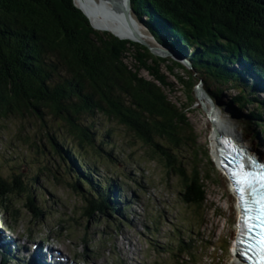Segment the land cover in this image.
<instances>
[{"label": "trees", "instance_id": "16d2710c", "mask_svg": "<svg viewBox=\"0 0 264 264\" xmlns=\"http://www.w3.org/2000/svg\"><path fill=\"white\" fill-rule=\"evenodd\" d=\"M130 15L156 44L186 57L199 81L238 89L230 103L237 106L238 120L246 132L264 133V101L253 95L264 91V0H130ZM90 24L74 0H0V121L17 119L23 132L17 137L35 149L39 146L30 142L28 129L37 128L34 136L72 180L70 190L82 197L85 221L122 216L126 208L115 201L119 181H93L98 167L89 156L117 161L106 149L109 141L98 139L88 121L95 116L124 128L150 158L157 157L180 178L184 204L202 207L205 182L211 178L202 167L209 156H201L188 117L195 104L192 75H174L187 102H172L167 95L172 84L159 69L162 58ZM169 61L170 75L174 66L183 68ZM237 65L242 69L235 70ZM142 70L150 79L140 75ZM206 92L220 102L221 89ZM248 106L253 109L246 115L239 112ZM183 148L192 153L188 173L179 152ZM34 181L0 177V205L8 196H24V208L42 219ZM186 247L182 253L193 261L194 248ZM0 264H6L4 255Z\"/></svg>", "mask_w": 264, "mask_h": 264}, {"label": "rangeland", "instance_id": "374dc122", "mask_svg": "<svg viewBox=\"0 0 264 264\" xmlns=\"http://www.w3.org/2000/svg\"><path fill=\"white\" fill-rule=\"evenodd\" d=\"M117 1L123 9L127 8V0ZM135 25L139 34L144 36L146 45L166 49L156 44L142 26L136 22ZM184 52L185 55L191 54V50ZM171 56L162 58L159 68L172 84V90L167 92L170 101L187 102L185 91L174 75L183 79L192 75L191 82L200 85L205 92L215 87L221 89L222 98L215 105L216 111L234 125V133L241 140V145L264 162V133L256 135L257 129L246 132L236 116L237 106L230 104L239 90L209 80L199 81V73L187 67L182 60L179 64L183 68L174 66L170 75L168 67L172 66L169 61ZM127 62L133 63L131 59ZM234 69L241 70L242 67L237 65ZM140 75L150 79L144 70ZM195 87L192 96L195 104L189 108L188 117L201 156L203 153L209 156L202 167L207 169L211 178L205 182L202 207L184 204L180 178L168 172L157 157L150 158L147 150L134 141L124 128L95 116L88 121L97 129L98 139L109 141L106 149L112 150L117 161L111 163L89 156L98 167V178L92 176L93 181H101L102 185L119 181L122 195L118 196L116 202L118 205L126 204V208L122 216L103 217L95 223L85 221L81 217L82 197L70 190L67 183L72 180L48 152V148L42 147L44 142L34 136L37 128L28 129V137L39 148H30L17 137L23 135V132L19 133V121L11 118L0 121V177L8 182L16 177L23 183L35 179L32 191L37 206L43 210V217L35 219L24 208V196H8L0 205V233L18 242L19 246L22 242H28L26 249L30 251L31 246L39 241L55 244L68 260L90 264H238L234 249L237 204L227 178L215 163L214 127L206 112L211 107L206 99L204 106L197 99ZM253 95L257 100L264 101V91L257 90ZM251 109L253 106H248L239 112L246 115ZM107 130L110 131L108 139L105 138ZM129 142L133 144L129 146ZM179 152L188 173L191 150L183 148ZM80 170L84 171L83 168ZM104 178L109 183L105 184ZM84 189L87 191L85 186ZM186 245L194 248L193 261L187 260L188 254L182 253ZM17 254L22 256L21 252ZM6 255L11 258L8 264H20L16 263L17 257L12 259L11 255Z\"/></svg>", "mask_w": 264, "mask_h": 264}, {"label": "bare ground", "instance_id": "6f19581e", "mask_svg": "<svg viewBox=\"0 0 264 264\" xmlns=\"http://www.w3.org/2000/svg\"><path fill=\"white\" fill-rule=\"evenodd\" d=\"M74 3L77 7H79L82 10V12L86 15V17L88 18V20L90 21L91 25L94 28L112 32L114 35L118 36L121 39L132 40V39L138 38L143 41L145 40L144 36L142 34H139L135 23H131V25H128L124 21V14L126 12L128 13V10H129L128 0H127L126 9H123L121 6V3L117 0H74ZM114 12H116V14H114ZM155 52H158V51H155ZM185 59L188 61L186 57ZM199 99L204 101L203 97ZM217 111L216 109H214L212 113L210 114L211 115L210 118L212 119L213 127H214V133H213V141L215 144L214 157H217V161H218V159L220 158L219 149H220V143L222 139L223 140L225 139V141L233 140L240 146H242L241 145L242 143H240L241 140L234 133L235 132L234 125L231 122H229L228 119L221 116V114L218 113ZM209 112H211V109H209ZM222 125L224 127H222ZM215 163L217 164L216 161ZM220 171L224 175L228 173L226 170L224 171L223 168L220 169ZM1 235L3 234L0 233V237H3L2 240L4 241V245L0 246V255L6 254L5 251H8V250L15 252V253H20V252L22 253V252L28 251V252H31L30 255H32L33 252L37 250L36 246L38 245H32L31 246L32 250L30 251V250H27L28 248L26 249L28 242H22V244L20 243V246H19L18 242H16L15 240H12V238L7 239L8 237H4V235L3 236ZM19 260L24 261V257L20 256ZM64 263L71 264L66 259L64 260ZM238 264H243V263L241 261H238Z\"/></svg>", "mask_w": 264, "mask_h": 264}, {"label": "snow or ice", "instance_id": "6c2138e0", "mask_svg": "<svg viewBox=\"0 0 264 264\" xmlns=\"http://www.w3.org/2000/svg\"><path fill=\"white\" fill-rule=\"evenodd\" d=\"M238 167L240 170L234 172L233 176L235 178L236 191L239 194L240 207L244 213L242 223L249 232L254 228L259 229L256 243L261 253L260 264H264V197L254 200L252 202L254 206H249V202L245 199V194L254 190V174L245 172L242 165H238ZM260 180L264 182V177H261ZM252 220H256L257 223L252 224Z\"/></svg>", "mask_w": 264, "mask_h": 264}, {"label": "water", "instance_id": "95a60500", "mask_svg": "<svg viewBox=\"0 0 264 264\" xmlns=\"http://www.w3.org/2000/svg\"><path fill=\"white\" fill-rule=\"evenodd\" d=\"M128 5H129V10H128V13L126 12L125 14H124V21L128 24V25H131V23H135L134 22V19L131 17V15H130V0H128ZM81 12H82V10L79 8V7H77ZM83 13V12H82ZM83 15L86 17V15L83 13ZM87 18V17H86ZM91 25V24H90ZM95 29V28H94ZM96 30H98V29H96ZM99 31H104V30H99ZM115 36V35H114ZM117 37V36H116ZM119 38V37H118ZM152 38V37H151ZM121 39V38H120ZM123 40H126V39H123ZM128 41H130V42H134V43H138V44H141V45H143L144 47H146L148 50H149V52L153 55V56H155V57H159V58H164V57H166V56H168V55H172L171 56V59L174 61V62H176V63H180L181 64V62L183 61V63H185V65H187V67H190V63L181 55V54H179L178 52H176V51H172V50H169V49H165L164 50V48L162 49V48H152V47H149L148 45H146L145 43H144V41L143 40H141V39H138V38H136V39H132V40H128ZM162 47V46H161ZM155 51H158V52H155ZM177 57V58H176ZM182 60V61H181ZM196 85H194V87H195ZM194 91V90H193ZM195 94H196V97H197V99L202 103V105L204 106V101L203 100H201V99H199V98H201V97H203L204 99H206V101H207V103H209L210 104V107H211V112H209V109H207L206 110V112H207V115H208V117H210L211 115V113H212V111L216 108L215 107V105L217 104V103H215L211 98H210V96L208 95V93L207 92H205L204 90H203V88L200 86V85H197L196 87H195ZM206 105V104H205ZM227 141H229V140H227ZM227 141H225V139L223 140L222 139V141H221V143H220V146L222 147V146H224V145H226V144H228V142ZM231 141H233V140H231ZM234 142V141H233ZM243 148H245V149H247L246 147H243ZM248 150V149H247ZM249 151V154H250V157H251V155H253L252 153H251V151L250 150H248ZM253 156H255V155H253ZM249 156H246L245 155V157H243L244 159H246V160H251V158H250Z\"/></svg>", "mask_w": 264, "mask_h": 264}]
</instances>
